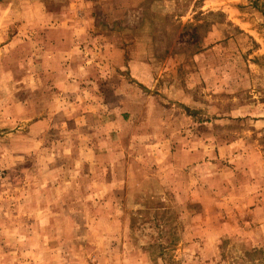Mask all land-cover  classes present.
Instances as JSON below:
<instances>
[{"label": "rangeland", "instance_id": "374dc122", "mask_svg": "<svg viewBox=\"0 0 264 264\" xmlns=\"http://www.w3.org/2000/svg\"><path fill=\"white\" fill-rule=\"evenodd\" d=\"M255 93L264 0H0V264H264Z\"/></svg>", "mask_w": 264, "mask_h": 264}, {"label": "crops", "instance_id": "0c3cea01", "mask_svg": "<svg viewBox=\"0 0 264 264\" xmlns=\"http://www.w3.org/2000/svg\"><path fill=\"white\" fill-rule=\"evenodd\" d=\"M51 21H58V20H55L54 18H52ZM60 21H61L60 22L61 28H62V25L63 24H65L67 26L70 24V23L67 22V17L61 18ZM76 22H77V24L79 26L80 25L86 26V29H88V26H91L92 23H93L92 19L87 18L86 16H84V14H81V16H79L77 18V21ZM74 28H75V26H74ZM56 50H64V51H66L65 48H58V47H54L52 51H56ZM68 50H74V49L73 48H68ZM67 80H68V78H67ZM255 90H256V85H255ZM261 103H264V102H260V100L258 99V95L255 93V111L262 112L261 113V117H259L260 115H257L258 113L255 112V118H257V119L258 118H264V104H261ZM38 120H40L41 121V124H43V125L49 124V118H38ZM45 128H47V127H45Z\"/></svg>", "mask_w": 264, "mask_h": 264}]
</instances>
